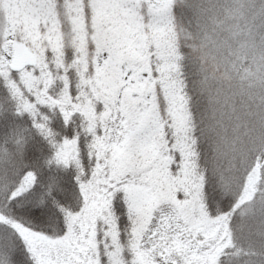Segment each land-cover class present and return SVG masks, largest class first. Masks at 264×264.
<instances>
[{
    "label": "rangeland",
    "instance_id": "obj_1",
    "mask_svg": "<svg viewBox=\"0 0 264 264\" xmlns=\"http://www.w3.org/2000/svg\"><path fill=\"white\" fill-rule=\"evenodd\" d=\"M14 41L34 68L9 70ZM260 101L264 0H0V121L28 124L52 164L83 180L65 230L23 232L30 259L218 264L225 235L206 211L208 187L226 192L264 123ZM55 110L78 136L51 133ZM11 142L20 150L0 149V174L27 153L23 138Z\"/></svg>",
    "mask_w": 264,
    "mask_h": 264
},
{
    "label": "trees",
    "instance_id": "obj_2",
    "mask_svg": "<svg viewBox=\"0 0 264 264\" xmlns=\"http://www.w3.org/2000/svg\"><path fill=\"white\" fill-rule=\"evenodd\" d=\"M262 104L261 101L257 102L260 114L257 115L264 122ZM50 116V131L57 139L79 135L80 127L73 126L70 115H62L55 110ZM3 117L0 121L1 151L17 156L20 149L15 148L11 141L23 138L25 149L22 154L27 153L22 162L17 163L13 158L7 160L3 174H0V185L8 186L3 194L0 193V264H34L21 235L24 231L27 234L36 231L40 236L49 237L65 230L66 213L71 214L73 212L70 211L78 208L79 188L83 180L76 178L73 171L61 172L62 168L52 164L53 156H56L49 145L41 142L37 131H32L28 124H10L11 114H4ZM253 120H258L257 116ZM22 121L26 122V118H22ZM254 127L249 137L253 138L252 145H247L245 149L240 144L248 154L244 158H237V171L229 173L226 192L216 196L208 187L210 201L206 211L211 216L221 218V230L225 235L217 255L218 264H231V261L264 264V133L261 131L264 123L257 131H254ZM26 165L29 168H24ZM249 206L251 214L245 216ZM117 207L120 208L121 204ZM116 215L121 232L126 234L125 214L117 210Z\"/></svg>",
    "mask_w": 264,
    "mask_h": 264
},
{
    "label": "water",
    "instance_id": "obj_3",
    "mask_svg": "<svg viewBox=\"0 0 264 264\" xmlns=\"http://www.w3.org/2000/svg\"><path fill=\"white\" fill-rule=\"evenodd\" d=\"M12 60L9 69L13 73H18L29 67L34 68L37 64L35 54L20 41H14L11 44Z\"/></svg>",
    "mask_w": 264,
    "mask_h": 264
}]
</instances>
